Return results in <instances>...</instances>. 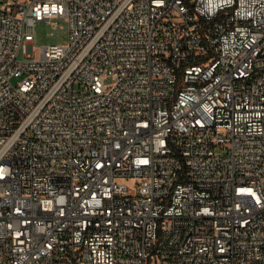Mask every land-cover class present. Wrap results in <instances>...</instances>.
<instances>
[{
	"label": "built area",
	"instance_id": "1",
	"mask_svg": "<svg viewBox=\"0 0 264 264\" xmlns=\"http://www.w3.org/2000/svg\"><path fill=\"white\" fill-rule=\"evenodd\" d=\"M0 264H264V0H0Z\"/></svg>",
	"mask_w": 264,
	"mask_h": 264
},
{
	"label": "rangeland",
	"instance_id": "2",
	"mask_svg": "<svg viewBox=\"0 0 264 264\" xmlns=\"http://www.w3.org/2000/svg\"><path fill=\"white\" fill-rule=\"evenodd\" d=\"M35 33V46L38 49L46 45L66 44L68 41V27L66 21L61 17L53 18L50 22H38ZM35 56L40 57V50L35 52ZM21 58H23V55H21ZM15 82L16 80H14ZM107 82L111 83V79L109 78Z\"/></svg>",
	"mask_w": 264,
	"mask_h": 264
}]
</instances>
